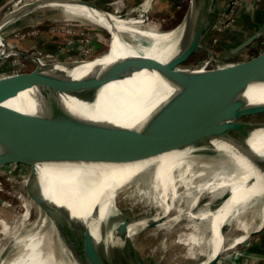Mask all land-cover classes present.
<instances>
[{
	"label": "bare ground",
	"instance_id": "bare-ground-1",
	"mask_svg": "<svg viewBox=\"0 0 264 264\" xmlns=\"http://www.w3.org/2000/svg\"><path fill=\"white\" fill-rule=\"evenodd\" d=\"M129 4V0H114L107 3L111 9H104L103 5L98 4L99 9L78 0H61L42 3L26 14L39 9L55 8L61 10L67 19L81 17L113 34L110 48L105 53L92 59L84 58L80 62L150 60L168 56L182 36L183 24L168 30L161 29L155 23H149L147 17V12L153 5L152 0L140 2L142 13L137 16L121 13ZM3 26H0V44L3 43ZM42 63L45 67H42L40 73L44 74L62 70L78 62L70 58L54 61L51 66L47 60ZM157 87L153 77L146 71L137 72L130 77L105 84L97 106L100 105L105 114L116 120L127 121L160 96L162 91ZM249 95L251 99L263 100L264 88L251 89ZM15 102L12 99L8 104ZM214 119L264 122V107L208 117V120ZM177 120V116L161 119ZM26 135L29 144L36 151L46 145L44 151L52 142L51 138L42 134ZM250 136V143L264 151V129L254 130ZM213 149L215 158H219L220 163L212 167L202 162L207 167L200 171L194 168L195 160L206 149L187 148L134 149L105 155L75 152L56 158L53 164L42 165L38 173L45 193L58 205L65 206L75 215L86 219L101 243L105 241L106 230L116 239L127 209H133L131 206H119L120 195L127 197L137 194L147 201L149 208L145 215H133L134 221L129 228L130 237L145 229L170 231L176 226L184 225L175 242L187 248L186 257L195 259L189 264H208L215 260L217 262L220 259L218 255L223 251L246 239L253 228L260 229L264 226V165L251 156L222 144H214ZM17 165L19 162H11L0 170L16 169ZM27 165L28 172L24 173L21 180H17L22 188L16 193L23 206H27L25 212L17 213L13 222L0 214V264H67L58 258L51 242L50 231H58L54 221L42 204L27 191L31 164ZM9 178L13 176L10 177L9 174ZM226 192L228 196L214 207L216 199ZM31 202L38 207L40 216L34 223L36 227H27L28 230L25 227L32 217ZM256 223L258 225L254 227ZM229 228L235 230L232 238L226 232ZM60 238L69 258L68 264H82L77 253L67 246L61 235ZM4 241L14 250L10 257L5 252Z\"/></svg>",
	"mask_w": 264,
	"mask_h": 264
},
{
	"label": "water",
	"instance_id": "water-1",
	"mask_svg": "<svg viewBox=\"0 0 264 264\" xmlns=\"http://www.w3.org/2000/svg\"><path fill=\"white\" fill-rule=\"evenodd\" d=\"M56 1L61 0L25 3L0 18V26L42 3ZM78 1L101 9L90 0ZM214 1H190L182 36L164 58L93 63L76 58L78 63L44 74L40 71L45 64L40 61L30 73L0 77V168L11 162L31 164L27 191L42 204L82 264L153 263L139 259L133 237L129 236L134 221L132 209H127L116 239L106 230L105 241L101 243L86 219L58 205L45 193L38 166L50 165L56 158L75 152L105 155L134 149L214 150V144L245 153L264 165V151L250 143V133L264 129V122L208 120L214 114L264 107V99L254 100L249 95L251 89L264 88V51L217 67L182 66L202 45L214 24L211 17ZM260 33H252L221 58L230 61L255 42ZM1 39L4 42L2 33ZM141 71L152 76L155 86L162 91L144 109L127 121H119L97 106L105 84ZM12 99L16 102L8 104ZM169 116H177L179 120L161 121ZM27 133L45 135L52 142L37 153L29 144Z\"/></svg>",
	"mask_w": 264,
	"mask_h": 264
},
{
	"label": "rangeland",
	"instance_id": "rangeland-1",
	"mask_svg": "<svg viewBox=\"0 0 264 264\" xmlns=\"http://www.w3.org/2000/svg\"><path fill=\"white\" fill-rule=\"evenodd\" d=\"M26 1L29 0H0V18L25 4ZM90 1L103 5L104 9H111L107 3L114 0ZM129 1V6L123 8L121 13L129 16H137L142 13L139 4L143 0ZM190 1L152 0L153 5L147 12L149 23H155L164 30L181 24L184 25L188 16ZM256 1L258 0H215L211 12L214 24L204 38L202 45L182 66L186 68L199 66L212 53L220 57L223 56L228 49L245 38L246 31L251 32V30L253 33L260 31L259 38L241 51L239 55L232 57L230 61L245 60L263 52L264 16L258 11V7L255 5ZM233 2L236 3L233 4ZM2 35L4 42L0 44V77L30 73L43 60L54 62L70 58L92 59L110 48V41L113 37L111 32L97 24L81 17L67 19L61 10L55 8L39 9L29 14L20 15L3 26ZM46 147L45 145L37 150V153H42ZM201 155L195 160L194 168L196 171L207 167L202 162L212 167H216L220 163V159L215 158L212 150H206ZM40 168L41 166H38L37 170L39 171ZM28 170L29 167L24 162H20L16 169L0 170V214L10 222H13L17 213L22 214L26 210L27 206H23L16 193L22 188L21 184H17V180H21ZM9 174L13 178H9ZM227 196L228 193L226 192L216 199L213 204L214 207L218 206ZM118 203L120 207L131 206L133 215H145L149 208L147 201L137 194L127 197L121 194ZM30 208L32 217L28 223L26 222L28 225L25 228L33 229L36 227L34 223L39 220L40 211L33 202L30 203ZM256 225L258 223L253 226L256 227ZM183 227L184 225L176 226L170 231L145 229L133 236L139 259H147L153 264H189L193 262L195 259L185 256L187 248L175 242L177 234L183 231ZM50 232L51 242L57 252L56 255L68 264V255L62 246L58 231L52 230ZM226 232L230 238L235 234L233 228H229ZM243 241L223 251L220 254V259L214 264H264V226L260 229L253 228L250 235ZM4 247H6L5 252H8V256H12L14 250L5 241Z\"/></svg>",
	"mask_w": 264,
	"mask_h": 264
},
{
	"label": "built area",
	"instance_id": "built-area-1",
	"mask_svg": "<svg viewBox=\"0 0 264 264\" xmlns=\"http://www.w3.org/2000/svg\"><path fill=\"white\" fill-rule=\"evenodd\" d=\"M236 2H233V4ZM231 4V3H230ZM229 24V23H228ZM231 63V61H225L224 59H222L220 56L217 55H213L211 54L207 60H205L202 64H200L199 66H195V67H206V68H211V67H217L220 65H226Z\"/></svg>",
	"mask_w": 264,
	"mask_h": 264
},
{
	"label": "crops",
	"instance_id": "crops-1",
	"mask_svg": "<svg viewBox=\"0 0 264 264\" xmlns=\"http://www.w3.org/2000/svg\"><path fill=\"white\" fill-rule=\"evenodd\" d=\"M138 1V0H137ZM132 2H133V0H132ZM256 4V7H258V11H260V13L264 16V0H258V1H256L255 2ZM246 36H245V38H243L242 39V41L244 40V39H246L247 37H249L252 33H253V31L251 30V32H248V31H246Z\"/></svg>",
	"mask_w": 264,
	"mask_h": 264
},
{
	"label": "flooded vegetation",
	"instance_id": "flooded-vegetation-1",
	"mask_svg": "<svg viewBox=\"0 0 264 264\" xmlns=\"http://www.w3.org/2000/svg\"><path fill=\"white\" fill-rule=\"evenodd\" d=\"M238 43H240V42H238ZM238 43H237V44H238Z\"/></svg>",
	"mask_w": 264,
	"mask_h": 264
}]
</instances>
